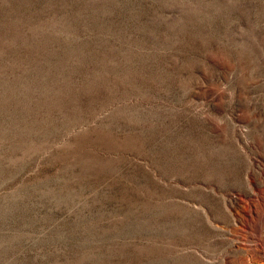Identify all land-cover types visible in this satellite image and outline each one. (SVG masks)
<instances>
[{"label": "rangeland", "instance_id": "374dc122", "mask_svg": "<svg viewBox=\"0 0 264 264\" xmlns=\"http://www.w3.org/2000/svg\"><path fill=\"white\" fill-rule=\"evenodd\" d=\"M0 264H264V0H0Z\"/></svg>", "mask_w": 264, "mask_h": 264}]
</instances>
